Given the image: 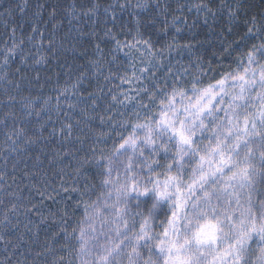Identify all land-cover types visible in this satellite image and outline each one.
Returning <instances> with one entry per match:
<instances>
[{
  "label": "snow or ice",
  "instance_id": "1",
  "mask_svg": "<svg viewBox=\"0 0 264 264\" xmlns=\"http://www.w3.org/2000/svg\"><path fill=\"white\" fill-rule=\"evenodd\" d=\"M0 24V264H264V0H0Z\"/></svg>",
  "mask_w": 264,
  "mask_h": 264
},
{
  "label": "trees",
  "instance_id": "2",
  "mask_svg": "<svg viewBox=\"0 0 264 264\" xmlns=\"http://www.w3.org/2000/svg\"><path fill=\"white\" fill-rule=\"evenodd\" d=\"M2 2L6 3L7 0H2ZM19 2H23V0H19ZM28 2L30 4L34 5L36 3V0H28ZM42 2H44V0H42ZM47 2L48 3H55V2H57V0H47ZM59 2L60 3H68V2H71V0H59ZM77 2H79V0H77ZM101 2L102 3H106V2H109V0H101ZM133 2H135V0H133ZM162 2H169V3H172L173 6H174L176 0H162ZM251 2H258V0H251ZM30 11L31 10H29V13L26 14L25 17H19V16L17 17V24L24 23L23 29H18V33H17L18 36L20 35L21 31L23 33H25V34H27V32L30 31V27H29V25L27 23V15H30ZM149 16H150V13L143 14V19L141 21L142 28L145 31H147L149 28L153 27L152 25L148 24V22H147L148 19H149ZM119 22L129 25V27H134V21H132L131 18L127 14H123L120 17V21ZM65 30H67V23L65 25ZM217 30H219V25H217ZM198 31L200 33V36L198 37L199 39L210 38V39L213 40V44H203V45H200L199 48H198V51L203 54V56L205 58V62H207V60L210 57H212V52L214 50L213 49V45H216V47H218L219 45H218V42L215 40L214 36L213 37H208V29L207 28H204L203 26H201V28L198 29ZM2 32H3V26H2V24H0V33H2ZM183 35L187 36V33H184ZM120 38L122 40L125 39L124 34H121ZM124 51L126 52L127 49H125ZM132 55L134 57H136V58H139V56H140V54L135 52V51L133 52ZM69 59H71V57ZM176 59L179 60V57L177 56ZM132 62L136 63V60H132ZM187 62H188V57H187V54H185L183 63L187 64ZM129 63H130V58L125 57L124 52H121V53L117 54V61L111 67H112L113 72H119L120 74H124L125 72H127L128 75H131L132 74V68L129 66ZM173 63H174L175 67H179L178 64H175V61ZM141 66L142 65L137 63V75H139V67H141ZM165 71H166V69L160 70L158 75L162 76ZM105 75H107V68L105 69ZM100 81H101V83H104L103 76L100 77ZM113 84H120L119 79L114 80ZM108 87H109V85L106 84L105 85V91L108 90ZM121 87L124 88V89H127L129 86L127 84H124V85H121ZM45 204L48 205V206H53L52 205V201H50V200L49 201H45ZM42 228H43V226H42Z\"/></svg>",
  "mask_w": 264,
  "mask_h": 264
},
{
  "label": "rangeland",
  "instance_id": "3",
  "mask_svg": "<svg viewBox=\"0 0 264 264\" xmlns=\"http://www.w3.org/2000/svg\"><path fill=\"white\" fill-rule=\"evenodd\" d=\"M189 171H190V169H189Z\"/></svg>",
  "mask_w": 264,
  "mask_h": 264
}]
</instances>
